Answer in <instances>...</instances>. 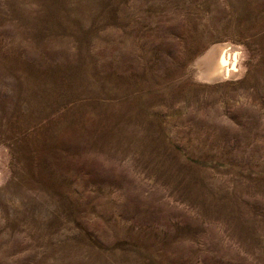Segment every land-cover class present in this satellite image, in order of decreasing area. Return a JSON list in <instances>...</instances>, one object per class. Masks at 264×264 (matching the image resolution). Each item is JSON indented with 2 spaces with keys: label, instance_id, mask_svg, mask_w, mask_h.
<instances>
[{
  "label": "rangeland",
  "instance_id": "obj_1",
  "mask_svg": "<svg viewBox=\"0 0 264 264\" xmlns=\"http://www.w3.org/2000/svg\"><path fill=\"white\" fill-rule=\"evenodd\" d=\"M0 172V264H264V0H0Z\"/></svg>",
  "mask_w": 264,
  "mask_h": 264
},
{
  "label": "bare ground",
  "instance_id": "obj_2",
  "mask_svg": "<svg viewBox=\"0 0 264 264\" xmlns=\"http://www.w3.org/2000/svg\"><path fill=\"white\" fill-rule=\"evenodd\" d=\"M96 11V10H95ZM94 11V12H95ZM252 15V14H251ZM98 41V40H97ZM242 48L236 44H232L228 41L223 42H213L209 44L201 53H199L192 62V67L194 69V76L195 79L199 83L213 85L225 81H230L236 79L242 73V61L244 59ZM29 61V60H28ZM191 67V66H190ZM31 84V83H30ZM29 95V94H28ZM29 97V96H28ZM32 97V96H31ZM72 101V100H71ZM40 113V112H39ZM38 113V114H39ZM71 113V112H70ZM69 113V114H70ZM17 114V113H16ZM43 114V113H42ZM65 115V114H64ZM68 116V115H67ZM61 119L60 126L62 130V135L59 138V142L62 144H69L73 143L74 140V132L71 127V123L68 117ZM35 117V116H34ZM46 117V115L44 116ZM61 117V116H60ZM37 118V117H35ZM34 118V120H35ZM43 118V116H42ZM32 119V118H31ZM30 119V120H31ZM14 120V119H12ZM42 121V119H40ZM16 121V120H14ZM30 122V121H29ZM38 122V121H37ZM59 122V121H58ZM11 123V121H10ZM13 123V122H12ZM35 123V122H33ZM30 124V123H29ZM18 125V124H17ZM21 125V124H20ZM31 125V124H30ZM35 125V124H34ZM16 126V125H15ZM32 126V125H31ZM57 126V125H56ZM19 127V126H18ZM24 127V126H23ZM22 127V128H23ZM58 127V126H57ZM17 128V127H16ZM21 128V129H22ZM31 129V127H29ZM28 128V129H29ZM33 128V127H32ZM60 128V127H59ZM36 129V128H35ZM34 129V130H35ZM18 130V129H17ZM26 130V129H25ZM59 130V129H58ZM31 132V131H29ZM16 134V133H15ZM18 134V133H17ZM16 134V135H17ZM21 134V131L20 133ZM18 134V135H19ZM29 134V133H28ZM27 134V135H28ZM39 134V133H38ZM23 135V134H22ZM26 135V136H27ZM33 135V134H31ZM40 135V134H39ZM21 136V135H20ZM19 136V137H20ZM30 136V135H29ZM37 136V134H36ZM56 136V135H55ZM59 136V135H58ZM43 137V136H42ZM22 138V137H21ZM33 138V137H32ZM31 138V139H32ZM46 138V137H45ZM52 138V137H51ZM30 139V140H31ZM40 139V138H37ZM48 139V138H47ZM57 139V138H55ZM26 141V139H25ZM32 141V140H31ZM30 141V142H31ZM56 141V140H55ZM28 142V141H27ZM29 142V143H30ZM37 142V141H35ZM33 141V143H35ZM28 143V144H29ZM47 143V142H46ZM55 143V142H54ZM45 142L43 143V145ZM24 145V144H23ZM34 145V144H33ZM38 145V144H37ZM47 145V144H46ZM22 146V145H21ZM63 146V145H61ZM74 146V145H73ZM23 147V146H22ZM26 147V146H25ZM52 147V145H51ZM67 147V146H65ZM54 148V147H53ZM58 148V147H57ZM47 149V148H46ZM56 149V148H55ZM61 149V148H60ZM69 149V148H68ZM31 150V149H30ZM34 150V149H33ZM51 150V149H49ZM72 150V149H70ZM18 151V150H17ZM27 151V150H26ZM69 151V150H68ZM45 152V151H44ZM50 152V151H49ZM67 152V150H65ZM71 152V151H70ZM30 153V152H29ZM33 153V152H32ZM37 153H39L37 151ZM42 153V152H41ZM61 153V152H60ZM23 154V153H22ZM25 154V153H24ZM66 154V153H65ZM31 155V154H30ZM32 155H35L34 153ZM49 155V154H48ZM68 155V154H67ZM71 155V154H70ZM22 156V155H21ZM38 156V154L36 155ZM50 156V155H49ZM53 156V155H52ZM59 155H57L58 157ZM32 157V156H30ZM29 157V158H30ZM36 158V157H33ZM47 158V157H46ZM54 158V157H53ZM59 158V157H58ZM57 158V159H58ZM71 158V157H70ZM20 160V159H19ZM40 160V159H39ZM38 160V161H39ZM63 160V159H62ZM65 160V159H64ZM72 160V158H71ZM36 161V160H35ZM33 161V162H35ZM47 161V160H46ZM53 161V160H52ZM57 161V160H56ZM27 162V161H26ZM32 162V163H33ZM37 163V162H36ZM39 164V163H38ZM34 168L35 165H34ZM39 169V168H38ZM2 170V169H1ZM35 169H33L34 171ZM37 170V169H36ZM1 173V172H0ZM1 180V179H0Z\"/></svg>",
  "mask_w": 264,
  "mask_h": 264
}]
</instances>
